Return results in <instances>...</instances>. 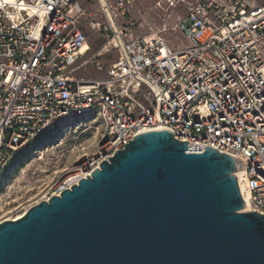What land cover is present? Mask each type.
I'll return each mask as SVG.
<instances>
[{"label":"built area","instance_id":"obj_1","mask_svg":"<svg viewBox=\"0 0 264 264\" xmlns=\"http://www.w3.org/2000/svg\"><path fill=\"white\" fill-rule=\"evenodd\" d=\"M135 3L98 0L106 23L91 27L116 41L120 59L103 78L77 80L88 45L79 1L0 0V175L58 121L95 116L103 124L97 156L42 201L78 185L135 137L169 131L188 150L203 149L188 154L210 147L229 155L244 212L264 215V4L193 0L173 28L184 41L175 48L162 37L128 39L124 21Z\"/></svg>","mask_w":264,"mask_h":264},{"label":"water","instance_id":"obj_2","mask_svg":"<svg viewBox=\"0 0 264 264\" xmlns=\"http://www.w3.org/2000/svg\"><path fill=\"white\" fill-rule=\"evenodd\" d=\"M188 143L139 135L60 197L0 222V264H264V215L241 212L236 162Z\"/></svg>","mask_w":264,"mask_h":264},{"label":"rangeland","instance_id":"obj_3","mask_svg":"<svg viewBox=\"0 0 264 264\" xmlns=\"http://www.w3.org/2000/svg\"><path fill=\"white\" fill-rule=\"evenodd\" d=\"M78 1L86 13L79 18L78 25L87 35L88 45L72 76L77 80L103 78L108 68L120 59V50L116 41L107 39L101 28L91 27L94 20L106 23L98 0ZM252 1L257 5L264 4V0ZM192 2L136 0L124 21L130 33L128 39L162 37L175 48L183 46L182 37L174 33L173 28L180 18L187 16ZM177 38L181 41L177 42ZM102 131L103 124L95 116L64 119L47 129L30 146L14 154L0 175V221L18 216L28 206L42 201L61 179L78 173L94 159Z\"/></svg>","mask_w":264,"mask_h":264},{"label":"bare ground","instance_id":"obj_4","mask_svg":"<svg viewBox=\"0 0 264 264\" xmlns=\"http://www.w3.org/2000/svg\"><path fill=\"white\" fill-rule=\"evenodd\" d=\"M7 3H10L8 0H5ZM87 50V47H85L83 50H82V53L83 54H85V51ZM79 173V172H78ZM78 173H74L73 175H71L70 177H73V176H75V175H77ZM240 186H241V189L244 191V185L242 184V183H240ZM27 210H28V208H26L25 209V212L23 211V213H21L20 215H18V216H14V217H8L7 219H5V220H14V221H16V220H18V219H21L23 216H24V214L27 212ZM4 221V220H3Z\"/></svg>","mask_w":264,"mask_h":264},{"label":"trees","instance_id":"obj_5","mask_svg":"<svg viewBox=\"0 0 264 264\" xmlns=\"http://www.w3.org/2000/svg\"><path fill=\"white\" fill-rule=\"evenodd\" d=\"M44 133H45V132H44ZM44 133H43V134H41L40 136L44 135Z\"/></svg>","mask_w":264,"mask_h":264}]
</instances>
